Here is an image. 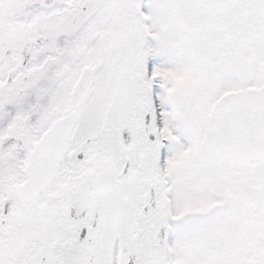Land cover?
Returning a JSON list of instances; mask_svg holds the SVG:
<instances>
[{"label": "snow or ice", "instance_id": "1", "mask_svg": "<svg viewBox=\"0 0 264 264\" xmlns=\"http://www.w3.org/2000/svg\"><path fill=\"white\" fill-rule=\"evenodd\" d=\"M0 264H264V0H0Z\"/></svg>", "mask_w": 264, "mask_h": 264}]
</instances>
